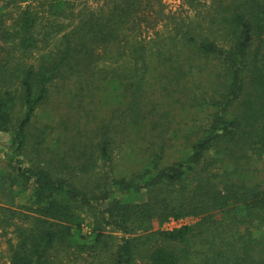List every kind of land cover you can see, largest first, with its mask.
I'll return each instance as SVG.
<instances>
[{
	"label": "trees",
	"instance_id": "1",
	"mask_svg": "<svg viewBox=\"0 0 264 264\" xmlns=\"http://www.w3.org/2000/svg\"><path fill=\"white\" fill-rule=\"evenodd\" d=\"M90 1L0 0L8 264H264V0H180L176 12ZM58 82L100 121L76 126L75 146L50 159L49 133L33 130ZM183 82L204 121L167 164L148 91L172 100ZM119 135L160 147L142 146L141 168L115 176L114 152L131 143ZM181 219L193 221L163 228Z\"/></svg>",
	"mask_w": 264,
	"mask_h": 264
},
{
	"label": "rangeland",
	"instance_id": "2",
	"mask_svg": "<svg viewBox=\"0 0 264 264\" xmlns=\"http://www.w3.org/2000/svg\"><path fill=\"white\" fill-rule=\"evenodd\" d=\"M163 1L167 10L174 12L179 10L181 5L180 0ZM90 2L93 5H96V2L93 0ZM153 36V32H149L148 38ZM67 87L69 88L68 83L63 87V83L61 82H58L57 85L52 87L51 101L38 112V118L34 125L35 129L33 130V133L36 134L37 129L44 128L50 135L48 149L46 150V153H51V156H48L50 159H52L53 153H63L69 151L75 146V143L78 142L77 137L74 135V132L76 133V126H94L100 121L98 118H95L96 115L92 117L94 112L91 111L89 107L82 110L79 108L78 103L70 104L68 102L71 99V95L69 94V89ZM194 88H196V86L185 82L181 83L179 86L169 88L171 91H168L167 93L171 92L172 95L175 96L172 100L166 96L165 93H163L165 92L163 90L148 91V105H151L152 108H156V111L150 118L152 119L151 121L157 124L162 123V125L168 127V135H166L165 139L163 138V144L165 145V163L167 164L177 161L182 157L183 152L185 151L184 149H186V147L195 140V135L192 134L193 129H196V127L204 121V115L195 109L190 108V104L187 102V98L190 97V92L193 91ZM156 101L157 107L153 103ZM80 116L82 117L81 119H79ZM67 129L70 131H66ZM86 134L87 132H84L81 135ZM120 135L119 137L121 141L124 138ZM57 138H60L59 141ZM125 140L131 141V143L129 145H122L120 147L121 153L119 150L114 152L113 158L115 159V162L113 163L111 169L114 170L115 176L131 174L141 168L142 146L148 149V153L156 151V149L160 147V144L158 147H152L150 145L151 143L141 142V138H136L133 135H130L124 139V141ZM155 142L161 143L157 139ZM8 143V136L0 134L1 154L5 153L7 150ZM137 161H139L138 164ZM108 170L109 167H106L105 171ZM259 170L260 180L264 182V160L260 163ZM192 221V219H187L185 220V223L191 224ZM90 222L91 220L87 218L86 225H90ZM163 228L171 229L173 227H168L166 224ZM9 229V231H0V264H8L7 242L15 237L12 232L14 231V228ZM118 237L120 238L121 235H118ZM69 256V254L64 255L63 261L67 262V258H69ZM71 259L75 258L71 256ZM90 262L91 261L89 259H83L80 263H78L91 264Z\"/></svg>",
	"mask_w": 264,
	"mask_h": 264
},
{
	"label": "built area",
	"instance_id": "3",
	"mask_svg": "<svg viewBox=\"0 0 264 264\" xmlns=\"http://www.w3.org/2000/svg\"><path fill=\"white\" fill-rule=\"evenodd\" d=\"M185 220H187V219H181V220H178V221L170 220L166 224H167L168 227L172 226L173 228H171V229L179 228V227H182L183 225L187 224V223H185ZM164 229L165 230H171V229H166V228H164Z\"/></svg>",
	"mask_w": 264,
	"mask_h": 264
}]
</instances>
